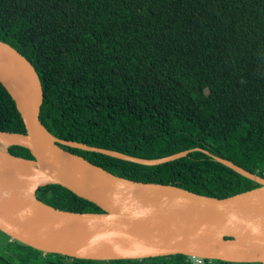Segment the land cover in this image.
I'll list each match as a JSON object with an SVG mask.
<instances>
[{
  "label": "trees",
  "instance_id": "obj_1",
  "mask_svg": "<svg viewBox=\"0 0 264 264\" xmlns=\"http://www.w3.org/2000/svg\"><path fill=\"white\" fill-rule=\"evenodd\" d=\"M0 41L36 70L40 121L56 139L142 160L199 148L264 179V0H0ZM0 132H26L1 83ZM60 147L124 179L216 198L260 186L199 151L147 166ZM6 152L33 160L24 147ZM35 196L61 211L102 212L60 186ZM49 256L43 264H60ZM145 261L71 264H195L180 254Z\"/></svg>",
  "mask_w": 264,
  "mask_h": 264
},
{
  "label": "water",
  "instance_id": "obj_2",
  "mask_svg": "<svg viewBox=\"0 0 264 264\" xmlns=\"http://www.w3.org/2000/svg\"><path fill=\"white\" fill-rule=\"evenodd\" d=\"M0 83L14 101L26 131L0 132V136L14 141L9 146L29 150L33 160L25 161L34 165L41 180L30 200L0 179L3 234L38 252L79 260H143L180 254L230 264H264V244L249 247L236 241L237 235L251 227L264 232V179L199 148L159 160H142L56 139L40 121L44 91L36 70L2 41ZM60 145L147 166L199 151L260 186L231 197L216 198L171 185L124 179L74 155L105 174L95 180L86 179L67 167L62 153L69 152ZM47 185L60 186L102 212L74 213L50 207L35 196L38 187ZM65 222L78 224L77 232L68 231ZM151 236H157L156 244L135 248L140 239Z\"/></svg>",
  "mask_w": 264,
  "mask_h": 264
},
{
  "label": "bare ground",
  "instance_id": "obj_3",
  "mask_svg": "<svg viewBox=\"0 0 264 264\" xmlns=\"http://www.w3.org/2000/svg\"><path fill=\"white\" fill-rule=\"evenodd\" d=\"M12 143H14L13 140L0 136V179L13 186L27 199L33 200L34 189L41 183V180L31 162L14 158L6 152V148ZM62 159L67 167L79 177L95 180L105 176L104 173L95 167L89 166L81 158L64 151ZM64 226L71 232L78 229V224L72 222H65ZM236 241L244 246L255 247L264 244V232L256 227H251L237 235ZM156 242L157 236L146 237L140 239L135 248L154 245Z\"/></svg>",
  "mask_w": 264,
  "mask_h": 264
},
{
  "label": "rangeland",
  "instance_id": "obj_4",
  "mask_svg": "<svg viewBox=\"0 0 264 264\" xmlns=\"http://www.w3.org/2000/svg\"><path fill=\"white\" fill-rule=\"evenodd\" d=\"M47 255H51L48 257V260L56 261L60 264H71V259L69 258H60L57 255L45 254L42 252L37 253L36 251H33L22 244H19L17 241L12 240L0 231V256L9 260L11 264H17L19 262L43 264L46 261ZM143 260H146L144 263L149 262V259ZM195 264L199 263L195 262ZM201 264L205 263L202 262Z\"/></svg>",
  "mask_w": 264,
  "mask_h": 264
},
{
  "label": "built area",
  "instance_id": "obj_5",
  "mask_svg": "<svg viewBox=\"0 0 264 264\" xmlns=\"http://www.w3.org/2000/svg\"><path fill=\"white\" fill-rule=\"evenodd\" d=\"M190 259H193L197 263H200V260H201V259H198V258H190Z\"/></svg>",
  "mask_w": 264,
  "mask_h": 264
}]
</instances>
